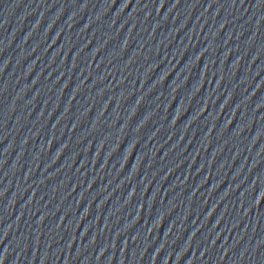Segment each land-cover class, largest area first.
I'll list each match as a JSON object with an SVG mask.
<instances>
[{
	"label": "water",
	"instance_id": "1",
	"mask_svg": "<svg viewBox=\"0 0 264 264\" xmlns=\"http://www.w3.org/2000/svg\"><path fill=\"white\" fill-rule=\"evenodd\" d=\"M196 0H0V187Z\"/></svg>",
	"mask_w": 264,
	"mask_h": 264
}]
</instances>
